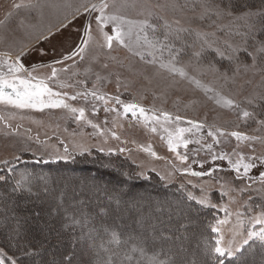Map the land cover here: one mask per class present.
Returning a JSON list of instances; mask_svg holds the SVG:
<instances>
[{"label": "rangeland", "instance_id": "374dc122", "mask_svg": "<svg viewBox=\"0 0 264 264\" xmlns=\"http://www.w3.org/2000/svg\"><path fill=\"white\" fill-rule=\"evenodd\" d=\"M88 2L89 0H0V56L7 53L11 57L9 62H13L22 50L25 51L27 54L21 56L20 60L27 71L18 75L28 79L27 73L31 72L33 77L44 79L51 87L55 85L47 79L51 74V68L46 65H53L58 70L56 79L61 84L68 85L63 88L55 87L56 91L66 93L68 97L85 91H97L107 98L119 97L123 104L134 103L145 110H150L154 115L167 113L182 119L191 118L206 127L203 130H191L184 134L186 139H191L193 142L189 143L187 149L182 146L177 149L181 155L188 156L187 162L182 163L177 159L176 153L166 146L167 138H162V136L166 137V134H162L159 130L153 132L152 123L147 125L139 118L132 117L131 113L124 115L122 105L116 104L113 99H109L105 104L92 96H88L87 100L83 97H78L76 100L65 97V102L72 107L84 108L83 120L77 119L78 113L73 114L63 108H45L43 111H38L0 104V173H8L11 164H16L21 158H36L34 160L40 162H68L78 156H74L75 154L93 156L95 151L121 153L136 168L140 176L155 173L167 184L178 183L185 186L189 194L196 199L206 197L210 205H215V207H206L214 208L220 213L214 226L219 229L217 233L218 238L222 237V244L230 245L233 249L237 247L241 249L244 246L243 241L247 238V231L251 227L246 219L247 214L249 213L252 218L264 210L254 205L248 209L249 198L256 191L264 193V188L250 190L242 181H236L232 174L223 171H212V176L203 179L202 176L188 175L183 170L190 167L192 171L209 172L213 168L226 169L229 166L227 159L213 161L212 155L209 157L205 150L211 141L233 161L237 159L234 152L242 153L246 158L245 162L249 155L264 154V146L258 143L253 153L247 146L248 142H238L234 137L225 135L218 137L220 143L216 144L207 135L209 130L215 132L216 129H221L225 133L238 131L248 136H264V131H257L260 127L258 121L264 120V100L260 99L264 96V74L258 71L244 72L243 64H251L252 61L243 51L240 53L242 63L238 73L237 66H233L228 59H222L211 49L205 51L199 58L196 57L197 59L191 58L193 52L200 51L198 44L192 48L183 46L178 58L176 66L184 68L188 78L173 75L160 68L157 59L165 56L164 59L168 60L167 50L155 52V63L151 62L153 56L149 55L152 50L143 46L133 45L134 50L143 53V60L130 52L127 47L115 42L109 50L104 46L103 37L97 29L95 19L97 13L89 15L81 10V13L77 14V9ZM116 2L120 5L124 4L125 0H116ZM126 2L129 6L122 8L119 14L134 21L148 18L150 23L158 26V31L155 33L158 38H162L164 29L161 26L167 21L173 27L215 33L220 47H224V41H229L233 45L245 43V37L226 35L225 31L218 30V26L229 25L233 17L225 16L217 19L209 14L201 19L204 9L200 6L199 0H126ZM210 2L223 5L227 4L228 0H210ZM231 2L237 14L244 11L264 12V0H231ZM16 4L31 5V7L17 9L14 7ZM109 11L112 9L110 8ZM148 11L159 19L148 17ZM257 19L259 20V17L254 18ZM176 21H179L178 25ZM88 22L91 23L93 39L83 54L84 59L81 60L76 56L71 60H64L63 63H56L80 46L84 37V26ZM236 23L243 22L236 21ZM256 26L253 33L246 38L248 41L252 39L251 44L247 46L249 51H255L257 42L264 43V31L259 30L258 33L261 27L259 22ZM111 28L112 26L108 25L104 31L112 34ZM45 36L47 39L44 38ZM149 38H152L150 30ZM186 38L192 40L190 44L193 43V37L185 33L184 39ZM132 40L133 42L136 40L135 34ZM175 46L181 47V44L176 42ZM33 66H36L35 71L32 70ZM259 66L261 65L258 64ZM62 69L67 71H61ZM233 73H236L235 83H226L224 74L231 77ZM194 81H199L200 85L211 87L223 96L232 98L241 108L254 113L253 117L242 119L237 111L220 107L215 99L209 98L214 94L205 93L204 88L198 87ZM84 84L87 87H84ZM55 88H52L53 91ZM248 99H254V103L248 104L246 102ZM93 105L96 106L95 111ZM106 108H115L116 111H105ZM92 124L97 127L93 128ZM178 128L191 127L180 122L176 125V130ZM196 140L200 142L196 143ZM5 161L8 163L5 164ZM80 163H74V169L65 170L66 176L75 178L77 182L83 180L85 175L80 176L77 172L83 166L88 170L84 182H92L94 180L91 178H93L101 181L100 184L105 182L108 184L113 179H122L123 184L132 187L136 179L133 177L135 175L125 174V171H122L124 174L120 173L119 167L113 162L94 159ZM255 163L257 167L250 171V177H258L260 172L264 171V166L258 161ZM147 187L151 189L153 184L149 183ZM154 190L156 192L154 196L157 197L174 196V193L168 191ZM118 192H124L122 196L118 194L120 205L125 203L129 205L134 203L137 197H143L139 195L141 193H137V197L134 192L129 194V188L126 191L121 188ZM222 192L227 194L221 195ZM48 199L50 200V197ZM17 201L14 204L11 203L13 201L1 202L0 231L6 232L7 237H10L11 241L15 240L17 245L27 246L25 250L31 252V255L34 254V260H42L44 264H75L81 244L79 239L75 240L74 234H71L72 230L64 231L67 225L62 221L64 214L61 217L55 216L51 206L47 211L40 210L29 196ZM52 202L51 205H54L55 202ZM2 208L11 216L7 229L2 221L5 217ZM224 209L227 210V214ZM90 211L94 212L93 209ZM123 214L122 211L120 213L116 211L115 219ZM21 220H24V224L25 221L29 222L27 228L33 234H30L29 238L22 234L23 230L19 226ZM221 221L223 223H220ZM34 224L37 225V229L33 228ZM163 231H166V234L169 232L165 227L161 230ZM136 232L141 234L142 229L136 227ZM185 241L183 239L178 246H184ZM15 243L11 242V247ZM190 249L187 262L193 256L194 246ZM236 254L237 252H234V255ZM91 257L94 259V255ZM66 258H70V263H66Z\"/></svg>", "mask_w": 264, "mask_h": 264}, {"label": "snow or ice", "instance_id": "6c2138e0", "mask_svg": "<svg viewBox=\"0 0 264 264\" xmlns=\"http://www.w3.org/2000/svg\"><path fill=\"white\" fill-rule=\"evenodd\" d=\"M200 6L204 9V12L201 15V19L209 16V14L214 15L217 19H222L225 16L233 17V20L229 25L218 26L219 31H225L226 35L230 36H242L245 37V43L241 45H233L229 41H224V47H220L218 44V39L216 38L215 33H208L204 31H197L194 29H188L183 27H173L167 21H164L161 26L164 31L162 32V38L155 36V33L158 31V26L150 23L148 18L140 21H134L127 19L125 16L120 15L119 12L122 8L127 7V2L125 0L124 4L118 5L116 0H97V2H91L82 4L77 9V14L83 13L92 14L97 13L95 19L97 24V29L100 32L104 40V46L111 50L113 43H117L121 46L127 47L130 52H133L134 55L140 56V59H144L143 53L134 50L133 45L136 47H145L151 49L149 55L153 56L152 63H155V52L157 50L163 52L167 50L169 52L168 62H160V68L167 70L173 75H179L182 78H188V73L182 67H177L178 58L183 51V46L187 44V41L184 39V34L193 37V43L187 44L188 47H195L199 45L200 51L193 52V56L199 58L205 51L211 49L221 57L222 59H228L230 62L237 63V73L239 72L240 61L239 54L243 51L250 58L251 64H243L244 72L249 71L260 72L264 74V43L257 42L258 46L255 48V51H249L245 46L247 43V37L249 34L253 33V30L256 29L257 22L260 23V31H264V12L254 13L252 11H244L240 13H235V6L232 4L231 0H228L227 4L216 3L211 4L210 0H199ZM187 6V5H186ZM15 8L21 7H31V5L16 4ZM112 11H109V9ZM194 9V5H193ZM143 14V13H142ZM148 17H155V14L151 11L147 12ZM259 17V20H254V18ZM159 19V17H155ZM236 21H242V24H237ZM215 23V22H213ZM176 24H179V21H176ZM111 25V32H105L104 29ZM241 29H246L247 31H242ZM149 30L152 33V38H149ZM135 34L136 40L133 42L132 36ZM47 39V36L44 37ZM92 29L91 23L88 22L84 26V37L81 40L80 46L76 47L73 52L67 56H64L62 59L57 60L56 63H63L64 60H71L76 56H79L80 59H84V53L89 46V43L92 41ZM180 42L181 47H176L175 43ZM25 51H21L20 55L16 57L15 61L9 62L11 57L7 53L0 56V69L7 67V74L3 71H0V104L9 105L17 109H35L38 111H43L45 108L55 109L63 108L67 111L76 114L78 113L77 119H85V110L84 108L72 107L70 104L65 102V97L70 100H76L78 97H83L87 100L88 96H92L95 100L103 101L105 104L109 102V99H113L116 104L122 105L123 114L128 115L131 113L134 118H143L146 123L155 121L160 123L163 119L164 123H171L173 118L167 113H161L160 116L157 115H148L146 110L134 103L123 104L119 97L107 98L102 94H99L97 91H85L77 93L70 97L66 93H61L58 91H53L52 88L48 86V83L44 79H37L31 75V72H28V79L21 78L18 73L26 72L23 63H21L20 57L26 55ZM258 64L261 65L258 67ZM107 65H105L106 67ZM46 67L51 68V74L47 78L51 81H56L58 76V70L53 65H46ZM33 71L36 70V66H33ZM61 71H67V69H62ZM235 75L229 77L227 74H224L225 82L235 83ZM33 81H35L33 83ZM198 87H203L205 93H213V96H210V99H215L216 103L223 108L235 110L242 119L252 118L254 113L241 108L240 104L234 101L230 97L223 96L220 92L215 91L211 87L200 85L199 81H194ZM59 87H67L68 85L59 84ZM261 100H264V96L260 97ZM248 104H253L254 99H248L246 101ZM93 111L95 107L93 106ZM105 111H116L115 108L108 109ZM139 114V115H138ZM177 121L180 120V117L175 118ZM91 123V121H88ZM192 128H195L197 131L204 127L203 124L194 123L193 121H188ZM260 127L257 131H264V120L258 121ZM93 128H96L97 125L92 124ZM153 132L156 131L155 127H152ZM191 128H178L175 133L169 132L167 137V144L170 151L176 153L177 159L182 163H186L188 160L187 155H181L177 152V149L181 146L187 149L189 143L193 141L191 139L185 138L186 132H191ZM165 131H168L165 129ZM207 135L213 139L216 144L220 143L218 137H223L229 135L234 137L238 142H248L247 146L254 153L256 151L255 145L258 143L264 146V136H248L238 131H232L230 133H225L221 129H216L215 132L209 130ZM118 139V137H115ZM199 143V140L195 141ZM208 150L211 151L212 145L209 144ZM239 147V144H238ZM67 151V149H65ZM124 151V149H120ZM155 155V153H152ZM234 155L237 156V159L233 161L226 153L212 154V160H228L231 170H233L237 175V179L248 178L252 179L253 182H259L264 184V171L260 172L259 176L252 178L249 176L250 171L257 167L256 161L259 162L261 166H264V154L260 156L249 155L247 156V162H245V156L242 153L234 152ZM5 164L8 162L5 161ZM203 167V164H201ZM10 172L11 169H8ZM215 171V169L213 170ZM183 172L194 177L201 176H212L213 172H196L192 171L191 168H186ZM3 176H0V180H4ZM25 178L22 176L21 181ZM21 181H17L16 187L12 190L18 191L21 185ZM250 186V185H249ZM226 192H222L221 195H226ZM189 199H196L194 196L189 194ZM196 203L203 206H212L210 205L208 199H196ZM227 214V210L224 209ZM239 215V214H238ZM72 224L81 223V221L71 218ZM84 226H87V218L83 221ZM220 223H223L222 221ZM251 227L247 231V238L243 241L245 245L248 244L250 240H257L260 242L261 246L264 247V210L260 214L251 218L250 221ZM257 226H259L257 228ZM213 232H219V229L212 227ZM103 236L99 235L97 229L92 228L89 230V239L92 241L91 247L95 250V256L98 258L95 261V264H172L170 260L162 259L159 251L149 254V251L146 247L147 241L142 237H137L135 235L129 234L127 237L122 236V234L115 228L103 227ZM155 239H171V236L161 233L159 237H153ZM99 240V243L96 241ZM240 251V248L237 247L233 249L230 245L222 244V237L216 239L215 245L212 247V252L214 253V259L216 264H224V258H232L234 252ZM103 254V255H102ZM17 264V261L7 255L6 252L0 250V264Z\"/></svg>", "mask_w": 264, "mask_h": 264}, {"label": "trees", "instance_id": "16d2710c", "mask_svg": "<svg viewBox=\"0 0 264 264\" xmlns=\"http://www.w3.org/2000/svg\"><path fill=\"white\" fill-rule=\"evenodd\" d=\"M259 30L260 29H258V33ZM186 41L187 44H190L192 40L186 38ZM251 41L252 39H249V41L247 40L245 46H249ZM187 44L184 45V47L186 46L188 48ZM164 57L160 56L157 59V63L161 61L167 63L168 60L164 59ZM191 58L197 59L193 55ZM231 64L237 66L236 62H231ZM0 71L7 74V67L5 66L0 69ZM52 83L55 86H49L50 88H59L58 85L61 84L57 79L55 82L52 81ZM84 87H87V85L84 84ZM56 88L54 91H56ZM81 101L85 102L83 99H81ZM93 106L96 107L95 105ZM146 112L148 115L150 114V116L154 115L150 110H146ZM155 115L160 116L161 113H156ZM171 117L173 118L171 123H164L163 119H161L160 123H156L155 121L146 123L143 118H139V120H142L147 125L152 123L156 130H159L164 135L166 134V137L161 134L164 139L168 137L169 132L175 133L176 125L180 122L191 127L192 131H196V129L192 128V125H190L188 121L203 124L191 118H180V120L177 121L175 119L176 116L172 115ZM205 127L206 126L200 130H203ZM165 129L168 131H165ZM211 145V151H209L208 148L205 150L209 157L214 151L216 154L223 152V150H221L219 146L214 145L212 141ZM166 146L168 147V145ZM74 156H76L75 159L68 162H40L34 160L36 158H21L16 164H11L10 172L0 173V176L5 178L4 180H0V204L1 202L7 201H13L11 203L14 204L18 199L29 196V199L34 201V203H32H36L40 210L47 211L51 206L55 216L61 217V215L63 216L64 214L62 221L67 224L64 231L72 230L71 232L73 233L71 234H74L75 240L79 239L81 244V247L78 248L77 251L78 259H76L75 264H95L98 258L95 256L94 248L90 246L92 241L89 239V230L95 228L98 230L99 235L103 236L104 226L117 229L124 237L132 234L144 238L147 241L146 247L149 254L159 251L161 258L170 260L172 264H216L214 253L212 252V247L215 245L216 239H218V233L212 231V227H215L214 225L220 217V213L216 211V209L198 204L196 203V199H189L188 188L178 183L167 184L158 174L153 173L140 176L136 168L127 160L124 154L95 151L93 156L83 154H75ZM94 159L104 160L109 163L113 162L114 165L119 167L120 173L135 175L133 177L136 179L134 178L135 182L132 184V187L123 184L122 179H113V181L108 182V184L106 182L100 184L101 181L93 178L91 179L94 181H88L90 183L84 182L83 180L87 179L86 172H88V170L83 166L77 171L80 176L85 175L84 179L82 178L83 180L77 182L75 178L66 176L65 172L67 171L65 170L74 169V163H80L84 160L93 161ZM221 168H213L211 171L215 169V171L230 173L235 177L236 181H242L250 190H254L258 187L264 188V184L258 181L254 183L252 179L248 178L237 179L236 173L231 170L230 165L226 169ZM122 171L125 172L123 173ZM96 175L97 174H95V176ZM22 176L25 179L21 181ZM202 177L203 179H208L210 176L205 175ZM252 178L254 179L256 177ZM17 181H21V185L19 190L14 192L12 189L16 187ZM149 183L153 184V187H150L151 189L147 187ZM121 188L125 189V191L129 188V194L134 192L137 197V193H141L139 195L143 197H135V202L129 205L126 203L120 205L118 201L119 195L122 196L124 194V192H118ZM154 189H159V191L161 189L162 192L168 191L171 194L174 193V196H154L156 193ZM49 197L50 200L48 199ZM48 201H53L52 203H55L51 205ZM248 205V209L253 205L257 208H264V193L258 191L254 194L252 193ZM96 207L98 209H96ZM91 209H93L94 212L90 211ZM2 210L4 211V208H2ZM116 211L119 213L121 211L124 212L123 216L116 218L117 221L115 219ZM137 213L139 214L136 218ZM4 216L2 221L5 223L4 227L7 229L8 223L11 222V216L6 214L5 211ZM71 218H75L81 221V223L72 224ZM85 218H87L88 221L87 226H84L83 223ZM246 219L249 222L251 221L249 213ZM28 225L29 222L26 223L25 221L24 224V220L19 221V226H21L20 228L23 230L22 234L29 238L31 231L27 228ZM136 227L142 229L141 234H137ZM164 227L169 231L167 234L166 231L161 232ZM258 227L259 226H257V228ZM33 228L37 229L38 227L34 224ZM59 228L63 229L61 227ZM161 233L171 236V239L153 240L154 236L159 237ZM183 239L186 240V244L184 246H178ZM11 242L15 243V240L11 241V238L7 237L6 232L0 231V250H3L9 257L15 259L17 264H44L42 260H34V254L31 255V252L25 250L27 246L24 247V245H17V243H15L11 247ZM96 243H99V240H97ZM191 246H194V253L190 261L187 262L186 259L190 254ZM90 255H94V259H92ZM86 257H90V259H86ZM66 259V263H70V258ZM6 264H10V262H6ZM224 264H264V247H262L257 240H250L248 244H244L240 251L232 258H224Z\"/></svg>", "mask_w": 264, "mask_h": 264}]
</instances>
